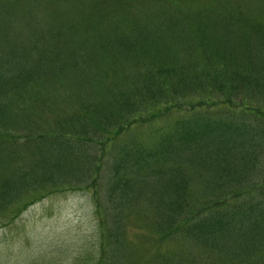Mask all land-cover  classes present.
I'll use <instances>...</instances> for the list:
<instances>
[{
  "label": "trees",
  "instance_id": "obj_1",
  "mask_svg": "<svg viewBox=\"0 0 264 264\" xmlns=\"http://www.w3.org/2000/svg\"><path fill=\"white\" fill-rule=\"evenodd\" d=\"M65 1L0 0V216L72 185L94 194L109 246L99 264H122L126 225H137L144 199L158 238L185 236L219 264H264L263 14L145 0L156 10L124 29L39 19ZM51 86L66 111L50 107ZM160 117L173 128L161 126L150 145L118 142ZM104 168L110 225L98 193ZM192 171L207 178L202 200L188 190Z\"/></svg>",
  "mask_w": 264,
  "mask_h": 264
},
{
  "label": "rangeland",
  "instance_id": "obj_2",
  "mask_svg": "<svg viewBox=\"0 0 264 264\" xmlns=\"http://www.w3.org/2000/svg\"><path fill=\"white\" fill-rule=\"evenodd\" d=\"M181 2L184 7L190 9L208 7L211 3L221 5L224 3L248 15L259 13L264 16V0H181ZM62 5L54 7L52 11L48 10L49 15L39 16V19L49 23L56 22V25L71 24L74 25V29L84 19H92L103 28L118 23L119 28L124 29L127 21H131L132 17L139 20L144 17L146 22L148 19L144 14H151L156 10L150 6L153 5L152 3L145 0L127 2L126 0H71L70 3L65 1ZM221 18L225 19V17ZM46 94L49 96L52 109L61 106V109L66 111L67 102L63 93H59L54 86H51ZM56 103H59L58 106ZM45 115L49 116L51 121L55 117L52 113ZM172 124L171 117H160L128 130L118 142L122 143L126 141L125 138L134 136L146 141V145H150L158 137L155 135L161 126L170 131L173 128ZM93 149L96 150L94 152L96 157H99L102 151L100 147L94 146ZM102 159L105 164L111 160L108 153L104 156L103 151ZM105 170L104 168L99 173L101 179L98 193L101 202L109 207L110 212L102 216L107 225H110L114 206L107 198L104 184ZM191 174L194 178L189 181L188 190L192 191L194 197L202 200L211 191L207 186L208 181L205 180L207 178L198 177L193 171ZM71 186H59L52 191L42 190L36 196L43 197L19 212L20 214H16L17 211H13L12 208L6 212V215L0 216V264H99L103 250H106L107 256L109 255V246L105 242L104 228L101 227L92 189ZM139 203L136 210L140 215L137 214L139 217L137 223L135 222L137 225H134V222L133 224L128 222L126 225L122 264H147L150 260L159 264H207L216 260L219 264L222 260L216 253H209L200 244L185 236L176 237L174 240L158 238L153 229L146 227L147 221L153 216L157 217L151 201L144 199ZM165 211L169 212L167 209Z\"/></svg>",
  "mask_w": 264,
  "mask_h": 264
}]
</instances>
